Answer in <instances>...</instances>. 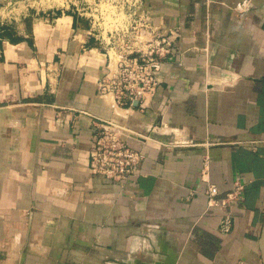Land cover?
<instances>
[{
    "label": "crops",
    "instance_id": "obj_1",
    "mask_svg": "<svg viewBox=\"0 0 264 264\" xmlns=\"http://www.w3.org/2000/svg\"><path fill=\"white\" fill-rule=\"evenodd\" d=\"M138 15L171 48L124 110L99 97L108 52L79 14L0 31V264H263L264 0H141ZM95 119L143 155L123 186L89 168ZM235 181L240 200L208 208V187L221 199Z\"/></svg>",
    "mask_w": 264,
    "mask_h": 264
},
{
    "label": "built area",
    "instance_id": "obj_2",
    "mask_svg": "<svg viewBox=\"0 0 264 264\" xmlns=\"http://www.w3.org/2000/svg\"><path fill=\"white\" fill-rule=\"evenodd\" d=\"M135 4L134 14L140 9L141 0H135ZM134 24L130 27L131 46L123 42L117 45L113 65L109 53L107 54V73L101 82L99 97L109 103L112 109L133 108L143 102L147 95L152 94L158 84L156 74L161 62L170 52L171 42L166 36L157 34V30L145 17L139 15ZM109 96L111 101L107 100ZM94 121L96 137L89 152V168L93 174L123 186L133 176L143 155L129 145L132 135L118 121ZM205 169L204 166L203 172ZM243 189V185L235 181L224 197L217 199L218 189L210 185L206 193L208 208L229 209L240 200ZM230 226V219L226 216L221 223V229L227 233Z\"/></svg>",
    "mask_w": 264,
    "mask_h": 264
},
{
    "label": "rangeland",
    "instance_id": "obj_3",
    "mask_svg": "<svg viewBox=\"0 0 264 264\" xmlns=\"http://www.w3.org/2000/svg\"><path fill=\"white\" fill-rule=\"evenodd\" d=\"M134 4L135 0H0V31L46 18L51 13L74 11L86 23L90 34L113 56L120 42L132 44L130 27L139 17L138 11L134 14Z\"/></svg>",
    "mask_w": 264,
    "mask_h": 264
},
{
    "label": "water",
    "instance_id": "obj_4",
    "mask_svg": "<svg viewBox=\"0 0 264 264\" xmlns=\"http://www.w3.org/2000/svg\"><path fill=\"white\" fill-rule=\"evenodd\" d=\"M134 105H136V104H134ZM259 246H260L262 263L264 264V218H263V225H262V231H261Z\"/></svg>",
    "mask_w": 264,
    "mask_h": 264
},
{
    "label": "bare ground",
    "instance_id": "obj_5",
    "mask_svg": "<svg viewBox=\"0 0 264 264\" xmlns=\"http://www.w3.org/2000/svg\"><path fill=\"white\" fill-rule=\"evenodd\" d=\"M50 5V4H49ZM49 5H45V7H49ZM96 11V10H95ZM103 11V10H102ZM103 12H105V10L103 11ZM102 15V14H101ZM103 15H104V13H103ZM117 15V14H116ZM107 16V15H106ZM105 16V18L108 20V18ZM116 16L114 15V18H115ZM120 18V17H119ZM116 19H117V17H116ZM126 21V20H125ZM118 23V22H117ZM127 23V22H126ZM118 25V24H117ZM126 24L124 23V26H125ZM119 26H121V25H119ZM102 27H104V26H102ZM112 28V27H111ZM122 28V27H121ZM116 30V29H115ZM110 56H111V62H112V65H113V63H114V60H115V54L112 56L111 55V53H110ZM109 98H111L110 96H109ZM124 130H126V128L125 127H122Z\"/></svg>",
    "mask_w": 264,
    "mask_h": 264
}]
</instances>
